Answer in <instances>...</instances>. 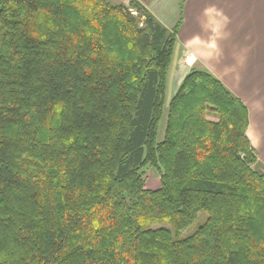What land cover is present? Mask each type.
<instances>
[{
  "label": "trees",
  "instance_id": "trees-1",
  "mask_svg": "<svg viewBox=\"0 0 264 264\" xmlns=\"http://www.w3.org/2000/svg\"><path fill=\"white\" fill-rule=\"evenodd\" d=\"M179 29L138 1L0 0V264H264L248 107L201 70L165 110Z\"/></svg>",
  "mask_w": 264,
  "mask_h": 264
},
{
  "label": "crops",
  "instance_id": "crops-1",
  "mask_svg": "<svg viewBox=\"0 0 264 264\" xmlns=\"http://www.w3.org/2000/svg\"><path fill=\"white\" fill-rule=\"evenodd\" d=\"M136 1L168 29L180 23V49L190 51L193 57L200 54V58H212L216 49L236 51L232 66L226 62L221 71L208 72L225 83L248 107L252 130L249 137L264 166V0ZM232 83L234 86H229Z\"/></svg>",
  "mask_w": 264,
  "mask_h": 264
},
{
  "label": "rangeland",
  "instance_id": "rangeland-1",
  "mask_svg": "<svg viewBox=\"0 0 264 264\" xmlns=\"http://www.w3.org/2000/svg\"><path fill=\"white\" fill-rule=\"evenodd\" d=\"M121 1H123V2L119 3V4H113V3L112 4L113 5H125L126 7H130L131 2L136 1V0H121ZM131 11H133V13L136 14L134 9H131ZM214 45H215V43H214ZM224 47H226V46H224ZM216 50L217 51L213 53L214 57H212V58L206 57L203 59L204 56L200 58V54L194 55V57H193V55H192L193 53L191 54L190 51H184L183 49L181 50L179 43H178V46L176 47L174 58H173V59H175V61L173 60L174 63L172 62L170 72L168 75V79H167V95H166L165 110L168 109L169 104L171 103V101L173 100L175 95L177 94V92H178L181 84L183 83L184 79L186 78V76L189 75L192 71L203 70V71L208 72L210 70L211 72H218V71H221V69H223L222 66H225L226 62H228V66L230 67V65L234 62V59H235L234 56L237 55L236 51L230 50V51L226 52V51H222V49H220V50L216 49ZM177 57H179L178 63H177ZM216 63H219V66H218V64L216 65ZM197 68H200V69L198 70ZM233 69L231 70V73H234ZM230 76H232V75H230ZM224 85L227 87V85L225 83H224ZM229 86L233 87L234 83L229 84ZM164 126H165V122L163 121L161 124L160 133H163ZM251 132H252V130H251V123H250V127L248 130V137H249V134H251ZM249 139H250V137H249ZM146 179H147V186L150 189H158L159 188V186H160V174L158 171H156L155 169H152V168H147ZM205 217H206V215L202 213L200 215L199 223H202L205 220ZM195 228H196V226H194L192 229H190L185 235H189L190 233H192Z\"/></svg>",
  "mask_w": 264,
  "mask_h": 264
}]
</instances>
